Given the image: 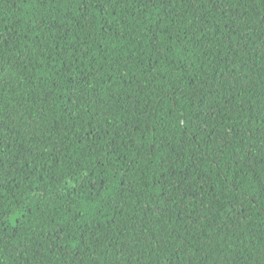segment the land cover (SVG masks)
<instances>
[{
    "label": "trees",
    "instance_id": "1",
    "mask_svg": "<svg viewBox=\"0 0 264 264\" xmlns=\"http://www.w3.org/2000/svg\"><path fill=\"white\" fill-rule=\"evenodd\" d=\"M0 264H264V0H0Z\"/></svg>",
    "mask_w": 264,
    "mask_h": 264
}]
</instances>
